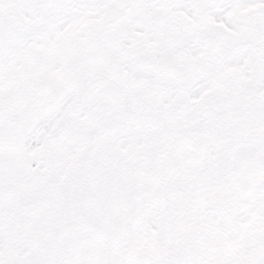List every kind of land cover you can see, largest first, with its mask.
<instances>
[{"label": "snow or ice", "instance_id": "6c2138e0", "mask_svg": "<svg viewBox=\"0 0 264 264\" xmlns=\"http://www.w3.org/2000/svg\"><path fill=\"white\" fill-rule=\"evenodd\" d=\"M0 264H264V0H0Z\"/></svg>", "mask_w": 264, "mask_h": 264}]
</instances>
